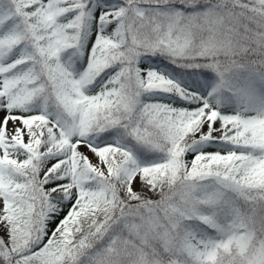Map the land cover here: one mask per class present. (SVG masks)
<instances>
[{
	"label": "snow or ice",
	"instance_id": "6c2138e0",
	"mask_svg": "<svg viewBox=\"0 0 264 264\" xmlns=\"http://www.w3.org/2000/svg\"><path fill=\"white\" fill-rule=\"evenodd\" d=\"M0 264H264V0H0Z\"/></svg>",
	"mask_w": 264,
	"mask_h": 264
}]
</instances>
